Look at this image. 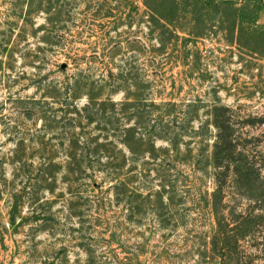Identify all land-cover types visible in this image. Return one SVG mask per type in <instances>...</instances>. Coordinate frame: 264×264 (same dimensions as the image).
Returning a JSON list of instances; mask_svg holds the SVG:
<instances>
[{
  "label": "rangeland",
  "instance_id": "1",
  "mask_svg": "<svg viewBox=\"0 0 264 264\" xmlns=\"http://www.w3.org/2000/svg\"><path fill=\"white\" fill-rule=\"evenodd\" d=\"M0 264H264V0H0Z\"/></svg>",
  "mask_w": 264,
  "mask_h": 264
},
{
  "label": "trees",
  "instance_id": "2",
  "mask_svg": "<svg viewBox=\"0 0 264 264\" xmlns=\"http://www.w3.org/2000/svg\"><path fill=\"white\" fill-rule=\"evenodd\" d=\"M230 111L228 106H218L214 110V120L217 126V136L214 143V165L219 167L220 160L228 158L229 163L226 169L215 172L218 180H230L234 186L245 184L249 186L254 178H259L260 171L252 168L249 162L254 156L249 154L243 141L233 138L230 134V123L226 112Z\"/></svg>",
  "mask_w": 264,
  "mask_h": 264
},
{
  "label": "water",
  "instance_id": "3",
  "mask_svg": "<svg viewBox=\"0 0 264 264\" xmlns=\"http://www.w3.org/2000/svg\"><path fill=\"white\" fill-rule=\"evenodd\" d=\"M63 67V66H62Z\"/></svg>",
  "mask_w": 264,
  "mask_h": 264
}]
</instances>
